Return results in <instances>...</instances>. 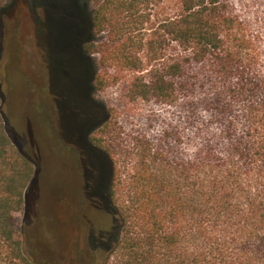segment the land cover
<instances>
[{
  "label": "trees",
  "instance_id": "16d2710c",
  "mask_svg": "<svg viewBox=\"0 0 264 264\" xmlns=\"http://www.w3.org/2000/svg\"><path fill=\"white\" fill-rule=\"evenodd\" d=\"M74 14L87 32L77 118L112 216L98 264H264V20L235 0H75ZM118 84L128 104L159 108L145 125L91 95ZM5 98L0 75V264H33L19 219L33 164L7 134Z\"/></svg>",
  "mask_w": 264,
  "mask_h": 264
},
{
  "label": "rangeland",
  "instance_id": "374dc122",
  "mask_svg": "<svg viewBox=\"0 0 264 264\" xmlns=\"http://www.w3.org/2000/svg\"><path fill=\"white\" fill-rule=\"evenodd\" d=\"M74 1L0 0L5 128L33 164L26 207L19 215L23 249L33 264H53L58 250L61 254L73 251L74 239L83 252L88 225L93 224L96 232L107 231L112 221L102 205H96L93 212L82 207L80 171L72 150L64 143L66 137L75 136V149L90 146L77 118L76 87L82 80L75 67L87 32L75 18ZM235 3L250 18L264 20V0ZM88 7L92 10L93 3ZM91 36L95 44L106 39V34ZM90 59L96 75L98 56L91 55ZM91 95L112 117L134 126L145 125L139 116L146 119L159 110L143 102L128 104L119 84L102 91L92 88Z\"/></svg>",
  "mask_w": 264,
  "mask_h": 264
},
{
  "label": "flooded vegetation",
  "instance_id": "af4514ba",
  "mask_svg": "<svg viewBox=\"0 0 264 264\" xmlns=\"http://www.w3.org/2000/svg\"><path fill=\"white\" fill-rule=\"evenodd\" d=\"M92 114L93 113H89V116L90 117L93 116ZM63 131L64 130L62 129V132ZM81 133L84 135L82 129H81ZM61 136L62 137L60 138L66 137V135H61ZM66 138H67L66 139L67 142L64 143L67 144L66 146L72 150L73 161L74 163L76 162L78 170L80 171V177L82 179V183L78 185V188L81 191L80 193L82 199L81 205L85 211L88 212L90 210L93 212V209H96V205H101L102 203L96 199L97 197H95L96 196L95 191H96V187L98 186V181L96 178L97 176L90 155V148L88 145L83 144L80 149L81 151H78V149H75V136L66 137ZM61 141L63 142V140ZM85 207L87 210L85 209ZM83 217L87 221V217L86 216ZM88 226L90 228L89 236H87V242L83 252H81L78 249V243H75V239H74L73 251L71 253L61 254L59 253L58 250L57 258L55 259V261L53 260V264H98L99 263V259L95 255L96 252L93 245L96 231L94 230L93 224H90Z\"/></svg>",
  "mask_w": 264,
  "mask_h": 264
}]
</instances>
